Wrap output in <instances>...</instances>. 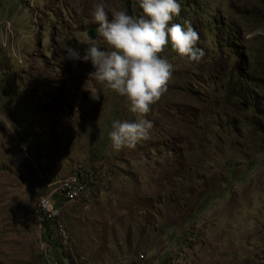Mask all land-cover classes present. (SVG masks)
Instances as JSON below:
<instances>
[{
  "label": "rangeland",
  "instance_id": "374dc122",
  "mask_svg": "<svg viewBox=\"0 0 264 264\" xmlns=\"http://www.w3.org/2000/svg\"><path fill=\"white\" fill-rule=\"evenodd\" d=\"M262 1L178 0L171 23L189 21L205 56L165 47L150 138L116 152L111 121L136 117L62 51L107 50L88 36L97 0H0V264H264V101L238 89L243 76L264 90ZM91 162L95 185L66 199L46 246L39 199Z\"/></svg>",
  "mask_w": 264,
  "mask_h": 264
},
{
  "label": "clouds",
  "instance_id": "9594fccd",
  "mask_svg": "<svg viewBox=\"0 0 264 264\" xmlns=\"http://www.w3.org/2000/svg\"><path fill=\"white\" fill-rule=\"evenodd\" d=\"M136 3L141 10L138 16L129 15L126 10H113L109 17L105 0H97L91 9L92 22L98 25L95 32L107 50L95 45L81 49L70 42L62 46L64 59L89 63L92 68L89 78L102 89L124 98L128 111L136 117L131 122L111 121L107 137L116 152L133 150L150 138L153 125L145 118L146 114L167 91L172 73V64L159 55L165 47L194 65L205 56L204 49L197 47L199 34L189 21L183 26L171 23L181 12L178 0H136ZM255 19L264 26L262 16ZM260 88L264 100V90Z\"/></svg>",
  "mask_w": 264,
  "mask_h": 264
},
{
  "label": "bare ground",
  "instance_id": "6f19581e",
  "mask_svg": "<svg viewBox=\"0 0 264 264\" xmlns=\"http://www.w3.org/2000/svg\"><path fill=\"white\" fill-rule=\"evenodd\" d=\"M79 166H80V164H78L75 167L74 172L70 176L71 178H66V179L60 180L57 183V186L55 187L54 191H52V193L44 194L41 196L40 199H42V197H43L45 200H54L61 195L63 189H68L66 192V199L70 200L71 198L80 196L88 187H91L96 182V180L98 179L97 167L93 164H92L91 170L87 172L86 177L80 178L78 180V185H77L76 189H69L72 186L73 179L75 178V176L79 172ZM40 199H39L38 205H37V213H38L39 221L41 223L42 222V217H41L42 216V209H41V200ZM58 214H59L58 209H55L53 216H51L49 219L50 229H52V227L55 224L54 222L56 221L57 217H59Z\"/></svg>",
  "mask_w": 264,
  "mask_h": 264
},
{
  "label": "built area",
  "instance_id": "2783aa9c",
  "mask_svg": "<svg viewBox=\"0 0 264 264\" xmlns=\"http://www.w3.org/2000/svg\"><path fill=\"white\" fill-rule=\"evenodd\" d=\"M92 168V162L90 164L81 163L79 166V172L72 181V186L69 189H76L78 185V180L80 178H85L88 171ZM68 189H63L61 195L54 200H45L43 197L41 200L42 209V226L40 227L44 236H46L47 241L46 246H49V219L54 214L55 209H62L66 205V192ZM53 264H58L57 262Z\"/></svg>",
  "mask_w": 264,
  "mask_h": 264
},
{
  "label": "trees",
  "instance_id": "16d2710c",
  "mask_svg": "<svg viewBox=\"0 0 264 264\" xmlns=\"http://www.w3.org/2000/svg\"><path fill=\"white\" fill-rule=\"evenodd\" d=\"M262 3H263V9L262 10L264 11V2L262 1ZM262 17H263V22H264V12L262 14ZM239 80H240L241 83L238 84V89L244 92L243 96L247 97V99L250 100L251 103H253V104L259 103V105H260L261 103L259 102V99L263 97V92L261 91L260 86L259 85H255L251 81L245 80V78L243 76ZM253 128H254L255 132H257L259 130L256 125ZM256 143L258 145L263 144L264 140H261V141L257 140ZM41 225H42V222H41ZM43 238L45 240H47V238H46V236H44V234H43ZM49 243H51L52 247L56 246V244L53 241H51ZM67 257H69V256H67Z\"/></svg>",
  "mask_w": 264,
  "mask_h": 264
},
{
  "label": "water",
  "instance_id": "95a60500",
  "mask_svg": "<svg viewBox=\"0 0 264 264\" xmlns=\"http://www.w3.org/2000/svg\"><path fill=\"white\" fill-rule=\"evenodd\" d=\"M88 36H89L91 39H95V37H96V32H95V30L90 31V32L88 33Z\"/></svg>",
  "mask_w": 264,
  "mask_h": 264
}]
</instances>
